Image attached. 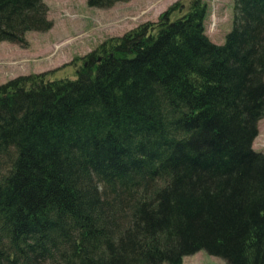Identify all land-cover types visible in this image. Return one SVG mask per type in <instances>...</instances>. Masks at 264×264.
<instances>
[{
	"label": "trees",
	"instance_id": "trees-1",
	"mask_svg": "<svg viewBox=\"0 0 264 264\" xmlns=\"http://www.w3.org/2000/svg\"><path fill=\"white\" fill-rule=\"evenodd\" d=\"M207 12L175 3L76 78L0 83V264H264V0H234L224 44ZM48 13L0 0V42L48 31Z\"/></svg>",
	"mask_w": 264,
	"mask_h": 264
},
{
	"label": "rangeland",
	"instance_id": "rangeland-1",
	"mask_svg": "<svg viewBox=\"0 0 264 264\" xmlns=\"http://www.w3.org/2000/svg\"><path fill=\"white\" fill-rule=\"evenodd\" d=\"M188 0H130L111 8L90 7L87 0H44L52 28L28 31L25 43L0 42V83L21 75L47 73L48 79L76 78L82 58L105 40L121 36L146 22L159 20L177 2ZM205 21L211 40L224 44L233 28L234 0H205ZM176 12L173 16L175 19ZM254 149L264 153V117ZM182 264H227L204 250L185 256Z\"/></svg>",
	"mask_w": 264,
	"mask_h": 264
}]
</instances>
